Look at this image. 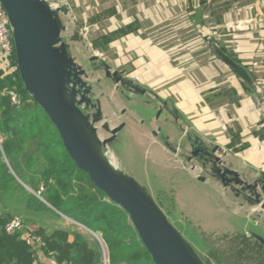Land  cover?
I'll return each instance as SVG.
<instances>
[{
	"label": "crops",
	"instance_id": "crops-1",
	"mask_svg": "<svg viewBox=\"0 0 264 264\" xmlns=\"http://www.w3.org/2000/svg\"><path fill=\"white\" fill-rule=\"evenodd\" d=\"M66 3L84 36L74 42L76 51L95 50L93 53L99 59L149 91L148 95H137L118 88L116 83L108 92L99 87L93 89L102 117L97 126L99 136L108 137L111 129L124 123L112 149L117 161L126 154L129 144L123 145L121 134L133 130L137 138L134 145L139 151L150 153L153 168L165 170L163 174L177 169L185 172L189 182L208 190L211 198L207 199L217 202L220 211L227 206L220 194V181L212 177L200 181L196 175L202 173V167L192 172L179 164L191 153L193 142L209 151L219 146L222 151L218 155L224 165L239 172L249 183L257 182L260 176L264 180L261 0H67ZM64 35L69 36L70 31ZM212 37L217 41L215 44L225 48L229 55L232 53L250 71L254 88L216 55L210 42ZM207 46L214 56L206 53L204 57ZM16 69L4 64L0 54V81ZM159 110L161 114L157 116ZM69 221L65 218L58 223L67 225ZM37 252L41 264L50 263L49 257L40 250Z\"/></svg>",
	"mask_w": 264,
	"mask_h": 264
},
{
	"label": "water",
	"instance_id": "water-1",
	"mask_svg": "<svg viewBox=\"0 0 264 264\" xmlns=\"http://www.w3.org/2000/svg\"><path fill=\"white\" fill-rule=\"evenodd\" d=\"M2 2L9 17L25 90L55 124L77 166L87 172L113 202L127 211L156 264H204L149 191L120 168L112 149L124 123L111 129L108 137L99 136L96 124L102 117L93 97V87L88 83V69L70 53L71 43L84 36L69 5L65 1L57 5L48 0ZM61 15L67 18L65 22ZM66 31H70L69 36L64 35ZM212 48L242 81L255 87L253 75L243 64L217 44L212 43ZM98 58L99 55L94 53L90 59ZM104 67L106 77L113 78L118 88L123 87L137 95L149 94L146 88L126 79L119 71L111 70L107 64ZM160 114L161 110L157 116ZM105 150L114 156L116 166L105 157ZM219 151H222L219 146L209 151L198 142L192 143L188 160L196 158L203 167L197 178L200 181H205L208 176L217 179L225 190L238 192V196L244 195L246 201L257 206L256 217H264L263 177L249 183L239 172L224 165ZM258 224H264V219ZM254 237L264 245L263 235L254 233Z\"/></svg>",
	"mask_w": 264,
	"mask_h": 264
},
{
	"label": "trees",
	"instance_id": "trees-1",
	"mask_svg": "<svg viewBox=\"0 0 264 264\" xmlns=\"http://www.w3.org/2000/svg\"><path fill=\"white\" fill-rule=\"evenodd\" d=\"M11 60L16 71L0 81V264H41L39 250L62 264H104L93 233L107 245L110 264H156L127 211L77 166L25 90L15 53ZM11 89L20 104L4 92ZM15 216L23 228L8 233L4 226ZM28 236L42 244H28Z\"/></svg>",
	"mask_w": 264,
	"mask_h": 264
},
{
	"label": "rangeland",
	"instance_id": "rangeland-1",
	"mask_svg": "<svg viewBox=\"0 0 264 264\" xmlns=\"http://www.w3.org/2000/svg\"><path fill=\"white\" fill-rule=\"evenodd\" d=\"M48 1L58 5L60 1L66 2L67 0ZM62 19L64 22L66 21L65 16ZM210 42L217 41L212 37ZM73 44L74 42L71 43L70 53L90 72H88V83L93 89L96 90L99 87L106 91L112 87L115 84L114 79L106 77L104 66L107 64L111 70H114V67L106 60L89 59L88 57H92L95 50L79 52L76 51ZM205 51H208L205 52V58L206 53L209 55L211 53L214 56L210 46H207ZM119 72L121 73V71ZM121 75L129 80L127 75L125 76L123 73ZM99 122L100 120L97 122V126H99ZM100 130L103 134L104 129L100 127ZM122 139H124L123 145L129 144L125 151L126 154L121 155V159L120 157L118 159L121 169L129 178L149 191L154 201L184 236L204 264H264V245L254 237V233L264 236V224H258L263 221L264 217H256L258 215L256 213L257 206L246 201L242 197L244 195L238 196V192L234 193L231 189L225 190L221 184L220 194L226 200L227 206H222V211H220L217 202L213 200L210 202L207 199L211 198L208 195V190L189 182V176L185 172L177 169L169 170L163 174L165 170L153 168L154 161L149 159L150 153L141 152L134 145L137 138L133 130L124 131L121 134ZM116 146H118L117 143ZM130 149L136 150L133 153L130 152ZM190 155L191 153L185 155L179 164L181 163L180 165L193 172L199 168L198 166L202 167V164L196 159L193 164L194 158L191 161L188 160ZM176 160L178 161V159ZM203 174L207 175L204 172Z\"/></svg>",
	"mask_w": 264,
	"mask_h": 264
},
{
	"label": "built area",
	"instance_id": "built-area-1",
	"mask_svg": "<svg viewBox=\"0 0 264 264\" xmlns=\"http://www.w3.org/2000/svg\"><path fill=\"white\" fill-rule=\"evenodd\" d=\"M261 1L264 5V0ZM14 53H15V43H14L9 17L4 8L2 0H0V54L2 56L3 63L6 65H12L11 58L14 55ZM136 80H138L137 77ZM4 92H6L9 95L10 100L13 104L21 103V96L16 90L11 89V90H6ZM80 226L83 227L82 225ZM22 228H23V221L20 216L13 217L4 226V230L8 233L18 231ZM93 235L97 238V240L101 244L104 264H110L107 245L95 233H93ZM26 241L28 244L31 245L37 244L40 246L42 244V240L39 237L28 236L26 237ZM49 264H62V263L58 262V260L55 258H50Z\"/></svg>",
	"mask_w": 264,
	"mask_h": 264
},
{
	"label": "bare ground",
	"instance_id": "bare-ground-1",
	"mask_svg": "<svg viewBox=\"0 0 264 264\" xmlns=\"http://www.w3.org/2000/svg\"><path fill=\"white\" fill-rule=\"evenodd\" d=\"M104 154H105V157H108L110 159V161L112 162V164L116 166V160H115L114 156L112 154H109L108 150L107 151L105 150Z\"/></svg>",
	"mask_w": 264,
	"mask_h": 264
}]
</instances>
